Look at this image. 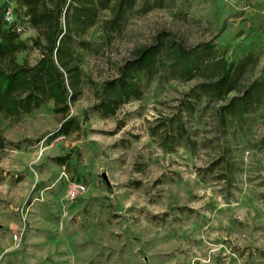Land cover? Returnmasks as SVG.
I'll return each instance as SVG.
<instances>
[{
  "label": "rangeland",
  "instance_id": "374dc122",
  "mask_svg": "<svg viewBox=\"0 0 264 264\" xmlns=\"http://www.w3.org/2000/svg\"><path fill=\"white\" fill-rule=\"evenodd\" d=\"M113 16L101 10L75 38L80 132L54 137L53 102L0 115V264H264V102L222 121V103L183 104L199 79L164 74L116 115L92 110L102 82L163 30L188 46L213 40L236 62L253 52L243 82L258 78L264 0H137L119 24ZM37 36L30 26L22 35ZM40 57L19 54L31 65ZM75 183L85 190L72 197Z\"/></svg>",
  "mask_w": 264,
  "mask_h": 264
},
{
  "label": "trees",
  "instance_id": "16d2710c",
  "mask_svg": "<svg viewBox=\"0 0 264 264\" xmlns=\"http://www.w3.org/2000/svg\"><path fill=\"white\" fill-rule=\"evenodd\" d=\"M136 1L15 0L13 7L0 4V115L18 119L53 102L52 111L60 120L54 137L80 132L83 121L70 114L83 84L75 38L95 23L101 10L110 9L114 14L111 23L119 24ZM9 10L11 21L6 19ZM26 26L37 30L38 36L23 38ZM216 46L213 40L188 46L172 32L160 31L152 44L138 48L125 61L116 77L102 82L92 110L112 117L124 104L140 99L157 75L167 74L186 82L200 80L187 93L185 105L203 98L222 103V121L252 114L264 102V71L247 85L243 78L249 66L255 68L258 57L249 52L236 62L219 55ZM31 49L41 54L34 65L19 59V54ZM171 136L166 133L164 139L169 141ZM4 147L0 135V150ZM69 157L59 156L56 161L67 165Z\"/></svg>",
  "mask_w": 264,
  "mask_h": 264
},
{
  "label": "built area",
  "instance_id": "2783aa9c",
  "mask_svg": "<svg viewBox=\"0 0 264 264\" xmlns=\"http://www.w3.org/2000/svg\"><path fill=\"white\" fill-rule=\"evenodd\" d=\"M6 19L8 21H11L12 20V13H11L10 10L6 13ZM84 190H85V186L84 185L75 183L72 186V189L70 191V194H71L72 197H76L80 192H82ZM22 236H23V232L15 233L14 234V240L16 242H19V241H21Z\"/></svg>",
  "mask_w": 264,
  "mask_h": 264
},
{
  "label": "water",
  "instance_id": "95a60500",
  "mask_svg": "<svg viewBox=\"0 0 264 264\" xmlns=\"http://www.w3.org/2000/svg\"><path fill=\"white\" fill-rule=\"evenodd\" d=\"M105 177V176H104ZM106 178V177H105Z\"/></svg>",
  "mask_w": 264,
  "mask_h": 264
}]
</instances>
